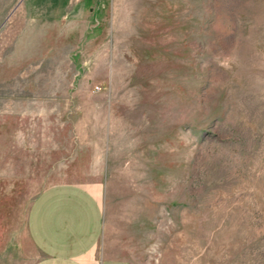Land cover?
<instances>
[{"label": "rangeland", "instance_id": "1", "mask_svg": "<svg viewBox=\"0 0 264 264\" xmlns=\"http://www.w3.org/2000/svg\"><path fill=\"white\" fill-rule=\"evenodd\" d=\"M80 186L120 264H264V0H0V264Z\"/></svg>", "mask_w": 264, "mask_h": 264}, {"label": "crops", "instance_id": "2", "mask_svg": "<svg viewBox=\"0 0 264 264\" xmlns=\"http://www.w3.org/2000/svg\"><path fill=\"white\" fill-rule=\"evenodd\" d=\"M103 231L99 199L75 185L43 191L28 219V235L41 256L36 264H120L98 255Z\"/></svg>", "mask_w": 264, "mask_h": 264}]
</instances>
